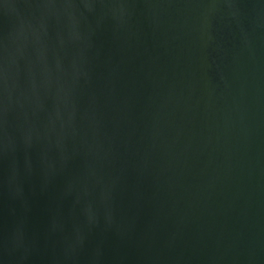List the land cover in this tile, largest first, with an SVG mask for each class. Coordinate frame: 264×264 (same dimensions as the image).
Masks as SVG:
<instances>
[{
  "label": "water",
  "instance_id": "1",
  "mask_svg": "<svg viewBox=\"0 0 264 264\" xmlns=\"http://www.w3.org/2000/svg\"><path fill=\"white\" fill-rule=\"evenodd\" d=\"M0 264H264V0H0Z\"/></svg>",
  "mask_w": 264,
  "mask_h": 264
}]
</instances>
